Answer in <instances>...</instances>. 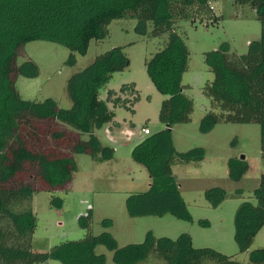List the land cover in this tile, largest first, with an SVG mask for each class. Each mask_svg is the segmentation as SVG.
I'll return each mask as SVG.
<instances>
[{"label": "trees", "instance_id": "trees-1", "mask_svg": "<svg viewBox=\"0 0 264 264\" xmlns=\"http://www.w3.org/2000/svg\"><path fill=\"white\" fill-rule=\"evenodd\" d=\"M209 1L0 0V264H42L49 259L63 264H111L106 263L104 253L96 252L97 245L113 252L114 264H242L212 247H194L190 234L184 232L170 238L148 231L142 241L118 246L107 231L91 233L90 212L78 218L81 236L60 240L43 252L35 250L32 243L36 226L33 193L69 189L76 169L73 152L85 153L95 161L112 156L113 149L100 143L95 131L113 120L114 107L127 101L119 96L111 101V89L104 99L99 98V91L114 73L127 68L130 60L122 46L97 55L67 78L65 89L71 105L63 108L51 97L25 99L16 89L18 75L37 73L33 60L18 61L25 44L33 40L59 43L70 50L66 63L73 65L75 53L84 55L91 39L104 38L113 19L136 18L139 23L150 22L149 35L166 34L164 46L145 63L155 89L165 96L158 119L166 127L146 135L131 150L132 159L146 168L149 182L146 191L128 201V209L191 220L172 166L202 160L203 149L180 152L172 143L171 127L189 121L193 110V99L185 93L188 84L181 79L187 70L188 49L177 22H191L197 16L211 18ZM234 1L255 9L260 35L243 53L231 52L226 42L204 52L214 76L202 86L210 108L200 126L209 130L219 121L259 124L264 161V0ZM122 84L135 92L133 83ZM120 89L127 90L123 85ZM248 167L245 157L227 159L228 176L233 180L241 178ZM204 196L217 206L226 193L223 188L211 187ZM253 199L242 200L234 214V237L240 252L249 251L264 224V173L253 190ZM51 201L58 207L61 204L58 196ZM248 261L264 264V247L249 251Z\"/></svg>", "mask_w": 264, "mask_h": 264}, {"label": "rangeland", "instance_id": "rangeland-1", "mask_svg": "<svg viewBox=\"0 0 264 264\" xmlns=\"http://www.w3.org/2000/svg\"><path fill=\"white\" fill-rule=\"evenodd\" d=\"M209 6L211 18L197 16L191 22H177L178 33L188 49L187 70L181 79L188 84L185 93L193 99V110L189 121L171 127L172 143L180 152L194 147L203 149L202 160L172 166L191 220L170 213L155 215L137 210L132 213L128 209V201L136 200V194L146 191L149 182L146 168L132 159L131 150L146 135L166 127L158 119L165 96L155 89L145 66L154 52L164 46L166 34L149 35L150 22L139 23L136 18L113 19L107 25L104 38L91 39L84 55L75 53L73 65L66 63L70 50L59 43L33 40L25 44L24 55L18 61L33 60L37 73L18 75L16 89L25 99L51 97L63 108L71 105L65 89L67 78L97 55L122 46L130 60L128 67L114 73L99 91V98L104 99L107 90L111 89V101L115 96L127 101L125 105L114 107L113 120L95 131L98 141L113 149L112 156L95 161L85 153L73 152L76 169L69 189L57 193L44 190L33 193L36 226L32 243L35 250L47 251L60 240L81 236L83 229L78 218L90 212L91 233L97 235L107 231L118 246L140 242L148 231L156 237L170 238L184 232L190 234L194 247H212L242 264H253L248 261V253L264 247V224L249 251L240 252L234 237V214L242 200H254L253 190L260 174L264 173L260 125L219 121L211 129L203 130L200 120L210 108V99L203 93L202 86L214 76L204 61V52L216 49L224 42L228 43L231 52H245L248 43L259 37L260 22L249 4L211 0ZM122 83H133L135 92ZM122 85L126 91H121ZM143 128L148 133H143ZM241 155L249 167L241 178L233 180L228 176L227 159ZM211 187L223 188L226 193L217 206H212L204 196V191ZM53 196L61 198L59 207L52 203ZM96 252L104 253L106 263L114 264L113 252L104 245H97ZM42 264L63 263L49 259ZM203 264L213 263L205 261Z\"/></svg>", "mask_w": 264, "mask_h": 264}, {"label": "built area", "instance_id": "built-area-1", "mask_svg": "<svg viewBox=\"0 0 264 264\" xmlns=\"http://www.w3.org/2000/svg\"><path fill=\"white\" fill-rule=\"evenodd\" d=\"M142 131H143V133H145V134L148 133V130H147L146 128H143Z\"/></svg>", "mask_w": 264, "mask_h": 264}, {"label": "water", "instance_id": "water-1", "mask_svg": "<svg viewBox=\"0 0 264 264\" xmlns=\"http://www.w3.org/2000/svg\"><path fill=\"white\" fill-rule=\"evenodd\" d=\"M241 157H243V155H241Z\"/></svg>", "mask_w": 264, "mask_h": 264}]
</instances>
